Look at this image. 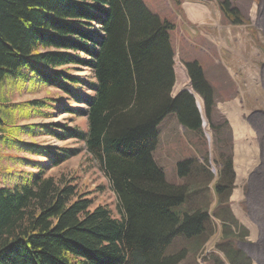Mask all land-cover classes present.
I'll return each mask as SVG.
<instances>
[{
  "label": "trees",
  "instance_id": "trees-1",
  "mask_svg": "<svg viewBox=\"0 0 264 264\" xmlns=\"http://www.w3.org/2000/svg\"><path fill=\"white\" fill-rule=\"evenodd\" d=\"M219 7L228 21L248 23L232 0ZM174 29L144 0H0V82L55 90L40 100L0 101V112L6 110L0 141L39 157L23 158L32 165L30 172L9 167L13 183L0 186V264H178L186 250L168 254L175 239L205 232L208 210L176 209L191 192L188 185L169 183L153 154L158 126L168 114L176 113L192 129L201 127L193 96L171 97ZM185 66L211 117L212 84L200 62ZM11 110L25 119L63 111L74 125L18 126L10 124ZM41 132L84 144L89 159L105 171L121 216L107 203L95 205L89 184L79 185V170L70 178L50 172L82 149L22 140ZM223 158L218 197L232 188L235 177L232 159ZM192 163L180 161L179 174Z\"/></svg>",
  "mask_w": 264,
  "mask_h": 264
},
{
  "label": "rangeland",
  "instance_id": "rangeland-1",
  "mask_svg": "<svg viewBox=\"0 0 264 264\" xmlns=\"http://www.w3.org/2000/svg\"><path fill=\"white\" fill-rule=\"evenodd\" d=\"M144 1L153 12L175 23V29L171 32L175 72L171 97L174 99L188 92L193 96L195 104L202 106L199 102L203 99L196 93L190 71L185 67L191 59L200 62L207 72L205 75L203 70L205 78L212 79L210 83L215 92L211 120L204 116V121L213 126L216 132L223 128L230 134L234 133L235 137L233 141H229L231 146L217 143L212 148L215 156L208 161L204 157L207 147L202 152H195L194 156L199 158V169L194 163L186 165L183 167V175L178 172V161L192 157L189 150L175 151L164 160L167 161V179L180 185H188V191L191 192L187 202L176 209L184 212L203 208L208 210L211 217L202 235L193 238L177 237L167 253L176 254L186 250L185 257L178 264H217L218 261V264H264V0H232L239 10L244 8L240 12L247 24H234L224 18L219 9L222 0H190L195 4H208L214 14L208 23L202 22L197 18L194 7L192 14L197 20L193 24L186 21L175 0ZM181 1L183 4L184 0ZM186 27L190 28L191 33L187 32ZM213 48L220 55L214 54ZM216 59H220L217 67L225 73L222 78L215 75L216 70L208 67L210 61ZM178 71H183V76ZM75 72L76 75H81L80 71ZM179 76L182 79L178 80ZM3 82H0V101L9 104L44 99L53 96L55 92L48 87L31 91L28 85L23 86L21 82L8 79ZM5 111L0 112V116H4ZM53 112L50 118L33 116L25 119L20 112L11 110L10 117L13 115L15 120L10 124L74 125L69 122L68 113L55 110ZM172 116L177 117L173 113ZM77 123H81V120H77ZM217 124L219 128L216 127ZM181 127L187 129L185 125ZM22 140L26 143L63 148L80 147L82 151L77 157L52 168L50 172L57 177L65 174L70 178L79 170L82 176L79 185L89 184L86 190L93 192L90 197L95 199V205L107 203L115 216H121L119 199L105 171L98 161L89 159L84 144L73 140L64 141L45 132L35 133L33 137L27 134ZM233 146L235 154L231 156L237 181L234 182L233 189L224 190L218 197L214 187L216 183L220 184L223 174L222 150L228 152L230 149L232 153ZM195 148L197 147H192ZM160 153L166 154L163 150ZM23 158L36 160L39 157L26 151L24 147H11L0 141V169L3 170L0 172V186L13 183L8 179L9 167L26 173L33 170L32 165ZM157 158L163 162L162 157ZM210 172L213 173L212 176L209 175ZM231 178L232 172L226 181Z\"/></svg>",
  "mask_w": 264,
  "mask_h": 264
},
{
  "label": "crops",
  "instance_id": "crops-1",
  "mask_svg": "<svg viewBox=\"0 0 264 264\" xmlns=\"http://www.w3.org/2000/svg\"><path fill=\"white\" fill-rule=\"evenodd\" d=\"M182 5H183L182 10L184 13L183 16L185 17L186 21L188 23H191V24L195 23V21L197 20L195 18V15L192 14L194 7L197 10V14H198V15H196L197 18L200 19V21H202V22L208 23L214 15L212 10L209 8L208 4H206V3L195 4V3H191L190 0H184ZM190 9H191V11H189ZM243 9L244 8L241 9L242 12H243ZM199 15H201L200 18H199ZM191 17H193V19ZM187 32L191 33L188 30H187ZM203 51H204V49H203ZM212 51L214 52V54L220 55V53L216 49L213 48ZM189 55H191V54H189ZM210 62H211V64L208 67H211L210 69H212V70H216L215 75L218 78H222L225 75V73L220 68L217 67V63L220 62V59L211 60ZM203 68H204V66H203ZM204 72L206 75L207 72L205 70H204ZM179 73L182 74V76H183V71H180ZM179 79H182V77L179 76L178 80ZM207 80L211 81L212 79L207 78ZM200 111H201V114H203L202 110H200ZM203 131L205 134V138L208 142V154L207 155L209 156V158L215 156V152H212V148L216 147V145H215L216 142L220 143V144H225V143H228L229 141H231V139H235L234 133L230 134L229 132L225 131L223 128H221L219 133L216 134L211 129H209L208 126L203 125ZM187 132H188V130H185L184 128H182L177 123V121L174 118H172V120L168 124L166 131L161 136L159 147H161V148L165 147L168 149H175V148H179V147L182 148L184 145H186L184 143L191 142V141L194 142L197 140L196 136L190 137L186 134ZM229 150L230 149H228V151ZM163 156H168V154H164ZM236 181H237V179H236Z\"/></svg>",
  "mask_w": 264,
  "mask_h": 264
}]
</instances>
